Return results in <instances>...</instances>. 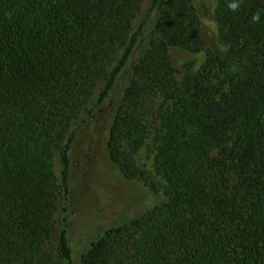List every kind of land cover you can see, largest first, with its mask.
Wrapping results in <instances>:
<instances>
[{"label": "trees", "instance_id": "trees-1", "mask_svg": "<svg viewBox=\"0 0 264 264\" xmlns=\"http://www.w3.org/2000/svg\"><path fill=\"white\" fill-rule=\"evenodd\" d=\"M143 3L0 0V264H77L100 233L79 264H264V0H219L198 69L170 53L205 50L193 1L152 0L147 39ZM74 153L107 185L54 241Z\"/></svg>", "mask_w": 264, "mask_h": 264}, {"label": "rangeland", "instance_id": "rangeland-1", "mask_svg": "<svg viewBox=\"0 0 264 264\" xmlns=\"http://www.w3.org/2000/svg\"><path fill=\"white\" fill-rule=\"evenodd\" d=\"M192 1L195 5V8L201 20V29L205 44V50L201 52H191L181 48H172L170 53L173 64L176 67H181L184 64L190 63L194 66L195 69H198L203 64L206 55V50L212 49L214 47L222 48L218 36L217 21L215 16V9L218 5L219 0H192ZM151 2L152 0H144L142 9L138 13L134 21L135 29L139 27V25L142 23L144 19L146 18L148 19V12ZM148 21H149V25L145 30L146 39L151 35L154 28L153 19L150 20L149 18ZM144 47H145L144 43H141L137 47L134 60L138 58L139 54L142 52ZM103 86L104 85L101 84L100 87L97 89L95 96L93 98L94 102L97 100ZM161 103H162V98L157 97L151 103L149 113L147 114V122L149 124V129H150V137L152 136L153 132H155V129L159 122L157 111ZM111 105L112 103L104 107L103 115L104 113L108 112L109 109L112 108ZM101 120L105 121L104 127H106L108 120L104 119L103 117H101ZM149 143H150V139H147V143L137 155L138 164L141 167L148 170H150L152 164V156L148 149ZM83 160L84 157L80 153H74L71 157L72 165H71L70 178H69V190L68 193L66 194V197L61 198L60 208L56 213V228L53 234L54 241H57L65 225L63 221L64 211L62 210V208L64 206L74 210H77L79 207L82 206L85 207L86 209L92 208L99 201V195L96 188L98 187L100 188L107 185V181L97 172L94 174L92 180L88 179L89 174L83 166ZM61 170H62V165L61 163H58L56 165V172L59 176L61 174ZM80 213H82L81 209H80ZM98 235H94V236L87 235L83 238L81 237L75 242L74 248H75L77 264H79L78 263L79 256L89 249L91 242L95 240Z\"/></svg>", "mask_w": 264, "mask_h": 264}, {"label": "clouds", "instance_id": "clouds-1", "mask_svg": "<svg viewBox=\"0 0 264 264\" xmlns=\"http://www.w3.org/2000/svg\"><path fill=\"white\" fill-rule=\"evenodd\" d=\"M227 7L230 11H236L240 7V0H228ZM261 12L257 11L251 17L252 22H260Z\"/></svg>", "mask_w": 264, "mask_h": 264}]
</instances>
